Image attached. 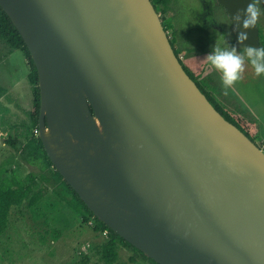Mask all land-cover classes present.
Wrapping results in <instances>:
<instances>
[{
	"label": "water",
	"instance_id": "1",
	"mask_svg": "<svg viewBox=\"0 0 264 264\" xmlns=\"http://www.w3.org/2000/svg\"><path fill=\"white\" fill-rule=\"evenodd\" d=\"M218 1L234 46L261 47L255 0ZM0 6L38 71V137L97 219L158 264H264V151L187 74L152 0Z\"/></svg>",
	"mask_w": 264,
	"mask_h": 264
},
{
	"label": "rangeland",
	"instance_id": "2",
	"mask_svg": "<svg viewBox=\"0 0 264 264\" xmlns=\"http://www.w3.org/2000/svg\"><path fill=\"white\" fill-rule=\"evenodd\" d=\"M208 1L211 4L169 0L168 11L161 16L169 25V35L176 39L180 59L232 116L252 124L256 143L264 151V76H256L246 63L241 78L226 88L221 73L207 64L205 58L217 42L237 53L246 48L234 46L228 15L216 0ZM258 25L264 31L263 12ZM11 51L0 39V62ZM19 57L15 55L14 62L19 63ZM24 60L19 69L12 68V60L0 66V184H12L14 188L27 186L29 176L41 172L38 165L26 162L10 144L15 139L25 142L26 128L31 126L30 113L34 110V85L28 79L31 66L25 56ZM31 133L38 132L33 129ZM41 188L43 196L33 206L27 200L11 210L9 224L0 235V264H149L126 247H118L116 259L107 261L104 246L109 239L95 230V223H84V215L71 205V198L61 201L57 197L55 191L59 188L55 181H37L33 193Z\"/></svg>",
	"mask_w": 264,
	"mask_h": 264
},
{
	"label": "trees",
	"instance_id": "3",
	"mask_svg": "<svg viewBox=\"0 0 264 264\" xmlns=\"http://www.w3.org/2000/svg\"><path fill=\"white\" fill-rule=\"evenodd\" d=\"M155 5L157 12L160 16L163 13L168 11L169 0H152ZM219 4V3H218ZM256 5L263 10L262 6L256 0ZM162 6V8H160ZM220 6V4H219ZM264 14V11H262ZM165 30L169 31V25L166 23V20L161 16ZM169 35V33H168ZM172 47L180 59L179 52L176 48V39L174 36L169 35ZM0 39L4 40L12 51L19 50L23 52L28 62L31 66V72L28 75L29 82L34 85V110L30 113L31 126L27 127L26 134L24 135V140H13L10 141V144L21 154L22 158L33 165H38L41 169L39 174H31L29 176L30 183L27 186H18L14 188L12 184H0V235L6 230L11 210L14 207L22 206L27 200L30 206H33L38 202L43 196V189L37 193H33V188L36 185L37 181L48 183L50 181H55L58 184V188L55 191V194L61 201H67L68 198H71V205L80 213L84 215V223L90 224L91 222L95 223V230L100 232L103 235L104 232H108V243L104 246V257L107 261H114L116 259L117 253L116 249L118 247L131 248L137 256H141L143 259L147 260L149 264H158L152 259L146 257L141 251L133 247L131 244L126 242L123 238L115 234L107 225L102 221L97 219L92 211L89 210L87 205L82 201L79 195L73 190V188L63 179L61 174L54 167L51 159L49 158L42 140L38 137V133H31L33 129L38 132L39 126V116L41 108V94L39 88V75L37 68L32 59L31 53L28 46L25 43V40L21 36L18 29L13 24L10 17L6 14L3 8L0 6ZM260 42L261 47H264V31L260 28ZM180 62L183 65V68L187 74L197 83L202 92L207 96L213 106L231 123L237 126L242 130L253 142L256 143L255 135L252 132L253 126L246 119L240 117L232 116L217 100L213 95L208 92L205 87L200 82L198 75L195 74L189 65L180 59ZM257 144V143H256ZM90 218H94L95 221H90ZM135 261V259H132Z\"/></svg>",
	"mask_w": 264,
	"mask_h": 264
},
{
	"label": "clouds",
	"instance_id": "4",
	"mask_svg": "<svg viewBox=\"0 0 264 264\" xmlns=\"http://www.w3.org/2000/svg\"><path fill=\"white\" fill-rule=\"evenodd\" d=\"M264 11L255 3H250L246 8V18L244 27L248 28L255 25L256 21ZM245 34H241L240 39H246ZM223 37L220 41H223ZM207 64L221 73L222 83L228 88L241 78L245 64H249L256 76H264V47H246L239 53L228 46L221 47L217 42L213 52L205 58Z\"/></svg>",
	"mask_w": 264,
	"mask_h": 264
},
{
	"label": "crops",
	"instance_id": "5",
	"mask_svg": "<svg viewBox=\"0 0 264 264\" xmlns=\"http://www.w3.org/2000/svg\"><path fill=\"white\" fill-rule=\"evenodd\" d=\"M15 55L16 56H18V55L21 56V57H19V63L14 62L13 57ZM24 56L26 57V55L23 52L19 51V50L11 51L10 55H8V56H6V57H4L2 59V61L0 62V66H2L7 60H10V61L12 60L13 61V62L11 61L12 68H18L19 69L20 67H22L24 65V62H25Z\"/></svg>",
	"mask_w": 264,
	"mask_h": 264
},
{
	"label": "flooded vegetation",
	"instance_id": "6",
	"mask_svg": "<svg viewBox=\"0 0 264 264\" xmlns=\"http://www.w3.org/2000/svg\"><path fill=\"white\" fill-rule=\"evenodd\" d=\"M201 1V3L203 2H205V3H208V4H211V2L210 1H208V0H200ZM217 1V3H219V1L218 0H216ZM220 4V3H219ZM218 4V5H219ZM207 6H206V4L205 5H203V9L205 10V9H207L206 8ZM220 8H222L223 10H225V12H226V14L228 15V13H227V11H226V9L220 4V6H219ZM229 17V16H228ZM230 19V18H229ZM231 21V20H230ZM231 24H232V22H231ZM259 30H260V28H259ZM232 36H233V32H232ZM233 41H234V39H233ZM240 49V48H239Z\"/></svg>",
	"mask_w": 264,
	"mask_h": 264
},
{
	"label": "built area",
	"instance_id": "7",
	"mask_svg": "<svg viewBox=\"0 0 264 264\" xmlns=\"http://www.w3.org/2000/svg\"><path fill=\"white\" fill-rule=\"evenodd\" d=\"M90 224H93V223L91 222ZM103 235H104L105 237H108V232H107V231L104 232Z\"/></svg>",
	"mask_w": 264,
	"mask_h": 264
}]
</instances>
